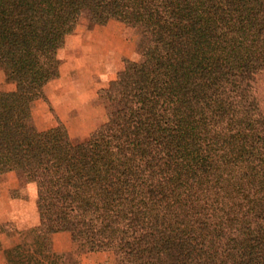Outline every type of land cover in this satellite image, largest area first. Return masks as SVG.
<instances>
[{
  "label": "trees",
  "instance_id": "obj_1",
  "mask_svg": "<svg viewBox=\"0 0 264 264\" xmlns=\"http://www.w3.org/2000/svg\"><path fill=\"white\" fill-rule=\"evenodd\" d=\"M111 20L142 42L97 89L105 119L79 141L56 114L37 130L66 37ZM0 70V178L34 183L38 214L0 222L15 264H79L59 232L118 264H264V111L247 80L264 72V0H0Z\"/></svg>",
  "mask_w": 264,
  "mask_h": 264
},
{
  "label": "crops",
  "instance_id": "obj_2",
  "mask_svg": "<svg viewBox=\"0 0 264 264\" xmlns=\"http://www.w3.org/2000/svg\"><path fill=\"white\" fill-rule=\"evenodd\" d=\"M104 28L103 30H105ZM66 42L67 41L65 39L64 45L66 44ZM88 44H90V39H86L84 37L80 45L73 46L72 48L75 47V56H71L73 54L69 53L71 55L67 58L68 60L66 62L67 72L64 71L65 68L63 66L61 67L62 64H60L59 77L49 81L44 86L45 96L48 100L47 103H50L52 109H54L56 116L65 124L70 137L72 139L79 140L84 139L96 127V124L101 119H99V117H101L103 113L100 115H95V113L93 112L95 106L86 104L88 101L86 100V93L84 91L87 88H85L84 90H81V88H74L73 78L77 76L78 71H80L81 69H87V67L91 66L92 59L95 58V54H111L114 59V61H112V65L109 63V65H111V68L118 64L117 60H119L121 57L135 59L133 57L136 56L134 52H123L124 49L121 47V45H117L114 43L112 47H109L106 43H102L101 41H99L98 47H100V45L104 46L105 44V47L102 49V51L99 50V52L95 51L94 49L91 50ZM103 55L99 56L102 58V61L104 59L102 57ZM139 58L140 56L136 60H138ZM70 78L72 79V81H70ZM37 109H40V105L39 103H37V101H34L31 106L32 123L33 125L36 124L37 128H35L37 130H45L48 126L51 125V123L49 122L44 127L39 128V123L37 122V115L39 111ZM86 109L91 111V113H88L87 119L84 120V111ZM20 189H28V195H26V192L23 193V196L21 197H11L9 195L13 190ZM0 195L4 197V199L1 201L7 202V204L4 205L1 204L0 201V221L11 220L15 223V226L18 230L27 228L29 224L26 225L25 223H27L29 220V218H27L29 217V214L25 209H23V207H25L27 201H29L28 204L30 205V212L32 211L31 215L34 214L35 216V213H37L36 209H33L32 204V202L34 203V201H36L35 184L24 183L22 181L21 175L18 172L10 171L5 173L0 178ZM31 204L33 210H31ZM3 206H12V211L9 212L8 216L2 214L1 211L7 210L4 209ZM1 241L2 248L0 249V264H8L3 257V249L7 247V244L5 243L3 237L1 238ZM17 242L18 237L12 236L10 246L12 247ZM53 248L56 252H71L73 257L79 260V264H117L115 256L112 252L100 251L80 254L78 251H76L68 232H59L53 236ZM19 259V257H14L12 255V264H15L17 261H19Z\"/></svg>",
  "mask_w": 264,
  "mask_h": 264
},
{
  "label": "rangeland",
  "instance_id": "obj_3",
  "mask_svg": "<svg viewBox=\"0 0 264 264\" xmlns=\"http://www.w3.org/2000/svg\"><path fill=\"white\" fill-rule=\"evenodd\" d=\"M105 30H103V28ZM89 38L90 39V44L89 48L92 50L94 49L95 51H102V49L105 47L103 45H100V47H98V43L99 41H101L102 43H106L109 47H112L113 43L117 44V45H121V47L124 49L123 52H134L135 53V59H131V58H127V59H131V60H136L139 57V48L141 46V42H142V37L141 35L133 28L126 26L124 24H122L121 22L115 21V20H111L109 21L106 25L104 26H97V25H91V26H86L85 23H81L73 33H71L70 35L67 36L66 38V44L61 47V49H59V51L57 52V56L58 59L60 61L61 67L63 66L65 68V72H67V68H66V62H67V58L71 55V56H75L74 55V48H72L73 46H77L80 45L82 42L83 38ZM109 42H107V41ZM97 45V46H96ZM100 48V49H99ZM72 49V50H71ZM71 53V54H69ZM103 54L99 53V54H95V58L92 59V63L90 67H87V69H81L80 71H78L77 76L74 77V83L73 86L76 89H80L84 90L85 88H87L84 92L86 93V100L88 101L86 104L88 105H93L95 106L93 109V112L98 115L102 114L103 115L101 117H99V121L96 124V126L102 122L105 119L106 116V107L104 102L102 101V99L98 98L97 96V89L105 86L108 82L109 79H111L113 77V75L115 74L117 68L119 67L121 60L123 58L126 57H121L119 60H117L118 64H116L114 67L111 68L112 65V61H114L113 56L111 54L109 55H103L102 57L104 58L102 61V58L99 57ZM99 57V58H98ZM104 63V64H103ZM109 63L111 65H109ZM69 77V76H67ZM248 82L250 84V86L252 88H254V91L257 93L259 101H260V106L262 107L263 111H264V72L258 73L255 76H250L248 77ZM70 81H72V79L70 78ZM11 88V84L6 82L4 79V75L2 73V71L0 70V89H10ZM45 93V92H44ZM37 103H39L40 105V109H37L39 111L38 115H37V122L39 123L38 127H44L47 123H51V125L54 124V109H52L50 103H47L45 101H43L42 99H38L36 100ZM50 108L52 109L50 111ZM88 113H91V111H89L88 109H86L84 111V117L83 119H87V115ZM35 127L37 128L36 124H34ZM50 125V126H51ZM48 126V127H50ZM47 127V128H48ZM96 128V127H95ZM88 136V135H87ZM86 136V137H87ZM74 141H79V139H73ZM26 192V195H28V189H20L17 190L16 192L12 191L10 192V196L11 197H21L23 196V193ZM16 195V196H14ZM4 197H2V195H0V201L3 200ZM29 201H27V204L25 207H23V209H25L27 211V213L29 214V220L27 223H25L26 225L29 224V226L25 229L22 230H26L28 228H30L31 226H34L35 224L38 223V216L37 213L31 215L32 211L30 212V205L28 204ZM1 204H7L6 201H1ZM33 204V209H36V204L35 201ZM32 204H31V210L32 209ZM8 207V208H7ZM4 209H7L6 211H1L2 214H4L5 216L9 215V212L12 211V206H3ZM3 210V209H2ZM37 212V210H36ZM34 213V212H33ZM27 214V216H28ZM11 222V220H9ZM0 222H6V221H0ZM13 224H15L13 222ZM16 227V226H15ZM3 239L5 240V243L7 244V247L3 249V257L4 259L7 261V258L10 259V263H12V253L9 252L8 253V249H10V244L12 241V237H7L5 234L2 235ZM1 237V238H2ZM2 248V246H1ZM8 253V254H7ZM9 264V263H8ZM118 264V262H117Z\"/></svg>",
  "mask_w": 264,
  "mask_h": 264
}]
</instances>
